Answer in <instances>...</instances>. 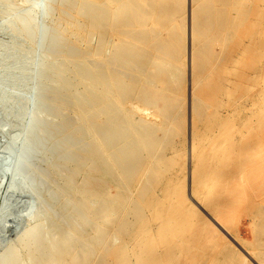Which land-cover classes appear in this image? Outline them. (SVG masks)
Listing matches in <instances>:
<instances>
[{
  "label": "rangeland",
  "instance_id": "374dc122",
  "mask_svg": "<svg viewBox=\"0 0 264 264\" xmlns=\"http://www.w3.org/2000/svg\"><path fill=\"white\" fill-rule=\"evenodd\" d=\"M15 1L22 3L17 14L35 4L39 8L35 35L27 39L9 25L0 7V264L30 225L46 217L25 186L20 161L41 106L36 99L45 61L43 30L55 33L57 28L47 26L38 1ZM129 1L131 7L126 0L116 2L120 8L114 35L146 30L143 24L158 21L156 29L144 48L134 41L127 47L131 62L126 68L116 62L112 66L111 79L123 76L122 110L115 99L101 105L97 92L88 118L114 128L113 139L125 128L122 116L128 112L125 116L130 114L126 118L138 134L133 132L154 138L150 150L139 148L140 155L134 156L142 180L135 178L119 189L110 184L97 216L92 219L78 210L65 229L82 218L79 232L103 241L94 264H264V0H208L212 6L193 19L192 0H164L174 5L167 10L161 0ZM96 2L88 0L85 7ZM104 22L106 27L111 24ZM69 31L66 43L75 59L87 57L93 65L91 47L82 38L71 40ZM98 41L107 42L108 37L104 33ZM113 47L102 49L100 67L109 65ZM158 49L159 59L154 57ZM160 68L165 73L159 75ZM61 112L59 122L67 130L60 139L68 141L80 126L79 116L69 104ZM81 125L84 140L78 149L91 141L87 124ZM67 166L65 174L74 163ZM126 168L131 174L135 167ZM113 171L109 181L119 185V173ZM117 203L122 205L115 210ZM68 210L62 209L64 218ZM105 218L108 226L101 231Z\"/></svg>",
  "mask_w": 264,
  "mask_h": 264
},
{
  "label": "bare ground",
  "instance_id": "6f19581e",
  "mask_svg": "<svg viewBox=\"0 0 264 264\" xmlns=\"http://www.w3.org/2000/svg\"><path fill=\"white\" fill-rule=\"evenodd\" d=\"M32 1L35 3L38 1L41 4L40 6H42L41 10L43 9L46 12L47 26H57L55 33H50L48 29L43 30L44 49L42 54L45 56V61L40 65L42 68V85L37 94V99L35 97L38 105L41 106L38 107L37 112L34 114L28 132L30 136H28L29 141L27 143L29 142V144L21 153L23 161H20V169L27 184L25 186L29 187V192L32 193L33 191L46 217L43 223L34 221L30 225L24 235L14 244L8 258L3 260L2 264H94V253L99 250L98 246L103 241H98L97 237L95 241L92 240L88 231V235L86 232L81 233L83 228L79 232V227L84 221L82 218L79 223L69 225L66 229L64 225L78 210H83L86 212L85 216L94 219L98 214L99 204L101 203L99 200L107 199V193L110 192L107 189L110 184L116 183V188L118 187L119 189L122 184H127L135 178L142 180V176L138 173L140 167L137 161L134 160V156H137L139 148L146 151L150 150V143L154 138V134H151L150 138L143 133L137 135L138 131L132 129L130 117L126 118L130 114L125 116L128 112H125V114L123 112L125 117L122 116V119L125 121L126 126L116 138L113 136V140L111 137L114 133V128L100 126L102 121L90 120L88 118V110L93 105L95 106L93 98L96 97L97 92L101 93L100 95L102 96L100 102L103 104L101 105L107 106L110 100L115 99L117 107L119 109L123 108L122 105L126 101V91L121 88L123 76L115 80L111 79L112 66L115 62L123 66L129 65L131 62L129 59L131 58L128 55L129 49L127 47L134 41L137 42L136 44L140 49L144 48L150 39L152 30L156 29L154 25L158 21L154 20V25L149 24L147 21L145 24L141 23L146 25V30H127L128 33L124 34L122 32L120 36H117V34L114 35L118 29L115 20L120 8L116 7L117 0H97L89 9L85 7V2L88 0ZM173 1L175 2V0ZM161 2L166 10L167 8H174V5H170V3L165 4L164 0H161ZM192 2V19L197 13L204 12L207 9L206 7L212 6L208 2L207 4L204 2L206 5H203L201 3L203 0L201 2L192 0ZM125 3L126 5L128 4L127 0ZM21 4L19 5L15 0H0V7L5 10L9 25L14 26L19 35L32 39L35 35V23L39 5L35 4L30 7L28 12L24 11L25 14L20 13V11V14H17L18 6H21ZM130 4L127 7H131ZM159 10L161 11V9ZM160 11L158 12L159 14L161 13ZM107 12L108 17L105 16ZM155 14L156 18V11ZM104 21L111 24L106 27ZM131 24L128 25L131 27ZM143 25L139 26L140 29H143ZM69 30H71V33H69L71 34L69 37L71 40L77 42L79 40L75 39L82 38L91 47L92 53L90 52V56H93V65L88 63V60H84L87 57L83 60L75 59L74 50H71L66 43L65 33ZM104 33L108 37V41L99 43L98 37ZM112 40H115L114 44L110 43ZM119 43H122V45ZM162 43H159L158 48L162 49L165 47ZM104 46L110 48L114 46L109 65L106 68L104 66L100 67L98 63L103 55L102 49ZM159 51L158 49L154 56L157 59H159ZM76 62L81 68L76 66ZM164 66L166 70L168 63H164ZM162 68L158 70L159 75L165 73ZM67 77H69L68 81H66ZM135 87L131 88L133 93L136 91ZM89 101H91V104L87 106ZM67 104L77 112L79 116L77 124L80 126H77L76 130H74L71 139L63 141L60 136L67 129L65 130V128L61 127L59 120L62 117L61 111ZM79 122L87 124L89 137L91 138L90 143L85 142L86 146L84 145L80 149H78V144L84 140V137L83 129H81L82 125ZM81 137L83 140H81ZM113 141L116 142L117 146L114 150ZM132 143L133 145H131ZM78 159L82 160L77 162ZM73 163L74 166L69 170V174H65L66 166ZM131 166L135 168L134 172L129 174L126 172L129 168L127 169L126 167ZM113 168L119 173V185H117L118 181L116 182V180L109 181L114 172ZM60 195L64 201L59 202ZM79 200H81V203ZM121 205L117 203L113 209L117 210ZM67 206L69 210L65 211L68 214L64 218L62 209L64 210ZM33 220L35 219L33 218ZM92 222L94 221L92 220ZM100 224L101 231H103L102 229H107L108 219L103 220Z\"/></svg>",
  "mask_w": 264,
  "mask_h": 264
}]
</instances>
